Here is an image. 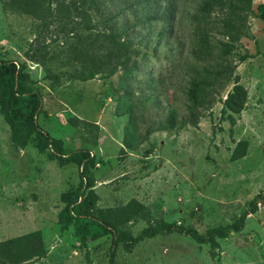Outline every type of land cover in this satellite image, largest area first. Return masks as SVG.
<instances>
[{
    "label": "rangeland",
    "instance_id": "rangeland-1",
    "mask_svg": "<svg viewBox=\"0 0 264 264\" xmlns=\"http://www.w3.org/2000/svg\"><path fill=\"white\" fill-rule=\"evenodd\" d=\"M199 1L104 0L97 10L90 0H29L27 12L0 0V61L25 64L41 95L40 147L15 146L0 113V241L39 230L47 254L30 264H264V19L258 17L264 0L252 1L250 36L227 57L247 92L243 110L223 113L216 101L201 110L196 126L164 129L170 113L185 114L184 89L194 68L216 59L215 52L204 62L191 56L197 45L191 15ZM156 9L165 11L163 19L145 21ZM109 12L139 55L112 77L71 79L77 54L90 43L94 60L104 56ZM217 30L213 41L221 39ZM45 136L61 143L62 162ZM239 141L247 142L246 155L232 161ZM78 152L96 161L90 169L96 209L131 199L149 209L150 220L126 226L132 237L160 221L203 237L246 214L244 223L216 238L212 250L176 232L139 241L131 251L123 242L113 245V232L82 246L74 224L58 222L61 195L80 186L81 167L68 160Z\"/></svg>",
    "mask_w": 264,
    "mask_h": 264
},
{
    "label": "trees",
    "instance_id": "trees-1",
    "mask_svg": "<svg viewBox=\"0 0 264 264\" xmlns=\"http://www.w3.org/2000/svg\"><path fill=\"white\" fill-rule=\"evenodd\" d=\"M33 1V0H30ZM253 0H200L195 8L191 20L195 24L197 45L191 51V56L200 62L211 60L216 54L213 65L194 68L188 85L184 89L185 114L178 119L170 113L164 122V129L196 126L201 110L210 108L216 101L223 104V113L239 114L246 103L247 92L239 84V77L233 75L236 65L229 63L228 55L238 46L242 38L250 36L248 24L253 14L251 8ZM104 0H90L97 10H101ZM16 9L29 12L32 4L29 0H10ZM30 8V9H29ZM33 9V8H32ZM259 18L264 19V5L258 6ZM104 23L108 32L101 35V43L106 46L102 58L94 60L90 54L92 43L88 48L77 54L79 68L69 72L71 79L87 81L102 74L112 77L118 70H127L133 58L139 55L138 47L128 38L126 30L115 26L114 14L107 13ZM165 11L156 9L150 12L145 21L162 20ZM218 29L221 39L213 41L212 31ZM165 34L158 33V38ZM25 64H14L12 61H0V113L8 125L11 140L15 146L24 148L30 141L36 147L41 146L37 139L42 131L36 124V117L41 111V95L33 87ZM50 78H56L50 75ZM233 83L231 90L222 100L221 94L228 84ZM133 108L125 112L131 116ZM34 136V137H33ZM46 137V136H45ZM46 145L54 151L55 158L62 162L61 143L46 137ZM247 142L239 141L232 150L230 159L235 161L246 155ZM69 161L75 162L80 171V186L70 193L62 194L64 207L58 214V222L63 228L70 224L75 226V235L80 245L85 246L88 240H96L104 235L115 233L113 245L123 242L127 251L144 239L173 232L185 234L197 243L208 244L212 250L217 246L216 238L223 239L229 229L238 232L242 227L246 214H243L230 227H218L201 236L191 228L172 222H156L143 228L136 237L126 233V226L130 222L148 221L151 219L149 209L136 199L129 200L120 207L96 209V196L92 191L94 179L90 172L96 164L93 156L86 152H78L68 156ZM47 254L41 232L32 231L20 236L0 241V264H30L45 258Z\"/></svg>",
    "mask_w": 264,
    "mask_h": 264
}]
</instances>
